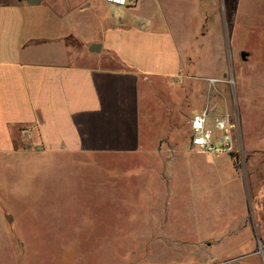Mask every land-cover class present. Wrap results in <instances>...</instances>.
Masks as SVG:
<instances>
[{"label":"crops","instance_id":"0c3cea01","mask_svg":"<svg viewBox=\"0 0 264 264\" xmlns=\"http://www.w3.org/2000/svg\"><path fill=\"white\" fill-rule=\"evenodd\" d=\"M200 2L0 0V230L63 248L54 264H122L108 246L153 248L144 264L204 263L205 245V264H260L240 172L192 145L208 98H188L186 79L219 68L202 49L218 22L204 33L199 11L184 16ZM220 189L231 201L221 211L239 220L225 237L203 238L219 228L203 222ZM176 242L178 261L165 252ZM81 247L93 249L76 255Z\"/></svg>","mask_w":264,"mask_h":264},{"label":"rangeland","instance_id":"374dc122","mask_svg":"<svg viewBox=\"0 0 264 264\" xmlns=\"http://www.w3.org/2000/svg\"><path fill=\"white\" fill-rule=\"evenodd\" d=\"M200 4L202 5L198 8L188 5L184 16L192 15L195 9L199 11V16L203 20L204 33L211 31L212 22L215 20L218 22L219 36L211 39L203 38L202 49L203 52L210 50L209 52L213 55L218 54L219 68L218 74L215 71H206L209 75H217L205 76L204 72L198 77L196 83H190L188 76L186 79L188 98H203V105L208 98L206 106L210 105L209 101L214 102L213 106L217 111L226 115L233 125L234 151L220 156H228L241 174V179L237 178L235 185L236 189L241 185L246 198L247 220L244 222V225L248 226V231L245 229L246 238H249L251 233L264 242V0H201ZM109 11L112 13L111 9ZM212 31L214 32L215 28H212ZM242 52L249 53L246 61L242 60ZM230 81L232 84L228 83ZM220 136L221 133L216 130L217 140ZM221 190L218 191V198L211 199L209 207L204 205L205 211L209 210L211 215L208 216V221L203 222L219 225V228L203 233V238L210 235L218 238L225 237L229 225L239 220V216H234L235 210L233 213L231 207H227L225 213L221 211L225 204L229 206L231 204L229 199L221 197L223 195ZM240 207L244 208V205ZM12 218L10 216L9 222L14 223ZM30 231L26 234L34 232V230ZM43 232L45 233L43 238L54 239V231L44 230ZM20 233L24 232L0 230V264H54L55 255L62 254L63 248H59L60 253L54 254V246L42 245L43 241L40 240L31 241L32 245H25L19 239ZM120 234L125 237L126 232H120ZM75 249L76 255H81L93 248ZM248 249L245 244L241 251ZM116 250L122 253L124 258L122 264H144L141 260L149 255L150 251L153 252L151 247L108 246V257L114 255ZM166 251L167 257L176 261L182 253L178 242L175 245L171 243L170 247L165 248ZM199 253L204 256V263L200 261L196 263L188 258L187 262L180 264H205L212 255V251L206 245L199 249ZM194 254H196L195 249L191 248L187 256ZM256 258L258 260V254ZM259 262L263 263L261 260Z\"/></svg>","mask_w":264,"mask_h":264},{"label":"built area","instance_id":"2783aa9c","mask_svg":"<svg viewBox=\"0 0 264 264\" xmlns=\"http://www.w3.org/2000/svg\"><path fill=\"white\" fill-rule=\"evenodd\" d=\"M107 4L117 8H129L134 6L137 0H105ZM232 84V82H228ZM233 125L226 115L217 113L215 106H206L201 113L196 115L191 123L192 145L202 154H214L217 156L230 154L234 151L232 137ZM218 130L221 136L215 137ZM258 256L264 263V244L259 245Z\"/></svg>","mask_w":264,"mask_h":264},{"label":"water","instance_id":"95a60500","mask_svg":"<svg viewBox=\"0 0 264 264\" xmlns=\"http://www.w3.org/2000/svg\"><path fill=\"white\" fill-rule=\"evenodd\" d=\"M241 57H242V60L246 61V60L248 59V57H249V53H247V52H242V53H241Z\"/></svg>","mask_w":264,"mask_h":264}]
</instances>
